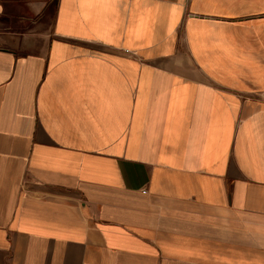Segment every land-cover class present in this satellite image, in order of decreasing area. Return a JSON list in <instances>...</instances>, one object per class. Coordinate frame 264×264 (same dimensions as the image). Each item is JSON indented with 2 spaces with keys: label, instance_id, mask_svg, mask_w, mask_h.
Masks as SVG:
<instances>
[{
  "label": "crops",
  "instance_id": "1",
  "mask_svg": "<svg viewBox=\"0 0 264 264\" xmlns=\"http://www.w3.org/2000/svg\"><path fill=\"white\" fill-rule=\"evenodd\" d=\"M0 264H264V0H0Z\"/></svg>",
  "mask_w": 264,
  "mask_h": 264
}]
</instances>
